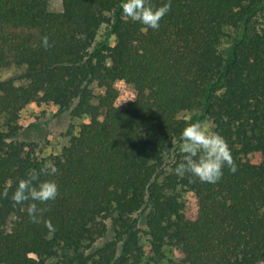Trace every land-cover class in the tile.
<instances>
[{"label": "trees", "instance_id": "16d2710c", "mask_svg": "<svg viewBox=\"0 0 264 264\" xmlns=\"http://www.w3.org/2000/svg\"><path fill=\"white\" fill-rule=\"evenodd\" d=\"M47 1L0 0V69L18 70L0 80V264H264V0H171L147 31L124 0ZM32 103L87 121L41 157L20 138ZM203 119L237 165L215 184L174 171ZM48 160L54 231L10 199Z\"/></svg>", "mask_w": 264, "mask_h": 264}, {"label": "clouds", "instance_id": "9594fccd", "mask_svg": "<svg viewBox=\"0 0 264 264\" xmlns=\"http://www.w3.org/2000/svg\"><path fill=\"white\" fill-rule=\"evenodd\" d=\"M123 16L133 22H139L145 26L142 30H158L160 21L171 11V0L159 7L151 4L150 0H124L120 5ZM41 45L45 50L53 47L47 35L41 37ZM182 141L180 149L184 154L183 160L175 167L174 171L179 176L189 174L190 182L218 183L223 176V169L235 173L236 162L232 156L231 149L226 139L218 132L204 126L202 122L195 121L187 124L181 132ZM59 169L52 160L45 162L37 173L32 170L27 178L17 181L15 191L10 197L13 206L27 203V214L32 223H44L45 226L54 231L50 220H44V213L47 208H40L37 205L55 201L59 196V185L55 180L39 181L41 174L45 176H56ZM195 178V179H192ZM34 181H39L34 184ZM12 182H6L0 196L9 198V190Z\"/></svg>", "mask_w": 264, "mask_h": 264}, {"label": "rangeland", "instance_id": "374dc122", "mask_svg": "<svg viewBox=\"0 0 264 264\" xmlns=\"http://www.w3.org/2000/svg\"><path fill=\"white\" fill-rule=\"evenodd\" d=\"M47 9L50 12H60L62 10L61 1L48 0ZM261 16L264 19V11L261 12ZM17 72L18 70L15 68L0 69V80L14 77ZM91 88L94 95L101 93L95 86ZM85 121H87L85 118H73L67 111L59 112L56 108L32 103L20 114L18 121L22 130L20 138L35 142L38 145L37 154L41 157H47L58 154L61 147L67 143L69 135L76 133L78 126ZM201 122L210 128L207 120L203 119ZM166 257L168 261L171 260L175 263L171 253L167 252Z\"/></svg>", "mask_w": 264, "mask_h": 264}]
</instances>
